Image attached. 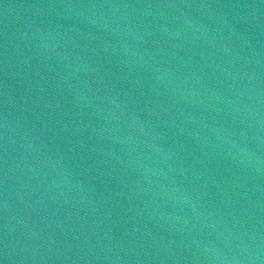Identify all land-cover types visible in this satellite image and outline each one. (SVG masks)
<instances>
[{"label": "water", "instance_id": "95a60500", "mask_svg": "<svg viewBox=\"0 0 264 264\" xmlns=\"http://www.w3.org/2000/svg\"><path fill=\"white\" fill-rule=\"evenodd\" d=\"M0 264H264V0H0Z\"/></svg>", "mask_w": 264, "mask_h": 264}]
</instances>
